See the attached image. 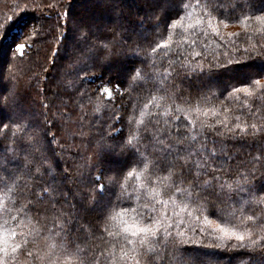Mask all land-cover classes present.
<instances>
[{"label": "trees", "instance_id": "trees-1", "mask_svg": "<svg viewBox=\"0 0 264 264\" xmlns=\"http://www.w3.org/2000/svg\"><path fill=\"white\" fill-rule=\"evenodd\" d=\"M140 1L0 0V96L14 99V102L0 105L3 109L0 111V121L9 125L7 130L0 128V206H11L13 200L17 207L27 208L30 203L34 205L28 214L32 217L39 216L38 226L44 229L33 245V251L38 256L47 251L46 229L57 221H64V227L70 233L68 239L79 243L86 250L105 249V240L109 239L101 235V228L105 225L101 218L105 206L110 200L116 207L133 206L134 203L117 199L118 190L117 195H114L113 186L108 185L110 173L107 169L122 167L128 163L124 157H119V164L103 166L105 175L100 183H105L106 188L100 203L101 194L93 191L94 178L102 170L96 155L97 145L102 137L107 144H113L129 133L132 126L127 120L134 111L133 105H136L135 111L138 114L143 103L155 93V82L151 79L138 82L127 91H124L127 86L121 85L123 95L114 92V99L106 101L97 95V89L112 75L108 71L111 64L105 62L101 50L100 62L93 67L92 62L81 55L84 50L101 43L114 45L112 61L117 67L135 66L141 68L148 77L157 71L162 73L169 67V61H174L176 56L182 54V59L173 65L175 71L165 82V88L172 97L168 103H172L173 107L175 104L194 106L197 103L202 107H216L231 118L230 123L236 122L235 117L239 116L240 123H255L264 129V95L255 93L246 96L243 92L229 94L232 88L242 86L241 82L246 75L252 79L264 76V21L255 19L264 14V0H199L201 7L206 3L215 6L214 15L227 20V27L223 24L219 26L220 35L213 34L210 29L186 33L184 35L188 43L181 38L182 30L178 28L173 40L179 41V44H173V50L167 57L164 51H158L153 57L150 47L167 37L165 24L169 17H175L178 11L177 0ZM185 3L190 5L194 20L201 11L200 7H196L197 0H185ZM77 7L87 13L77 11ZM132 7L137 13L132 11ZM245 16L250 19L245 20ZM8 17H12V20L8 21ZM81 18H86L92 25L87 40L77 31V21ZM4 25L8 27L5 28ZM33 29L38 35L34 39H28L27 34ZM192 40L196 41L195 45L190 43ZM14 41L31 46L26 47L20 56L13 50ZM193 51L201 52L202 57L192 59ZM217 56L221 63L231 59L233 64L228 70L220 69L216 72L210 91L203 88L209 82L208 75L188 73L180 67L184 62L183 57H187L192 64L199 60L207 70L209 62L214 63ZM85 62L88 67L81 71ZM77 90L83 93L85 105L83 136L75 122L79 112L76 105L81 102ZM201 96L208 98L207 104L198 99ZM89 97L91 103L88 102ZM245 100L247 104L244 103ZM61 101L67 103V110L72 112L73 120L67 123L61 121L60 130L57 131L56 127L48 125L46 121L54 119L56 105H60ZM45 102L49 103L47 109L43 107ZM97 103L102 106L99 113L94 112ZM224 109H228L227 113L223 112ZM116 114L121 118L119 121L114 118ZM157 119H160V125L153 124L152 127L163 125V118ZM17 121L28 126L26 135L34 136L38 141L35 147L39 148L40 158L46 159L54 170L51 175H45L43 181L51 184L54 178V187L57 189L55 196L43 195L42 199L37 197L29 201V193L23 189L20 181L13 186L12 180L17 176H21L22 180L26 179L25 162L33 154V147L22 146L18 139L25 134L13 135V122ZM179 123H185L183 118ZM119 129L123 131L116 140H110L108 134ZM52 133H55V138ZM208 135L212 136L211 133ZM225 143L228 155L223 162L225 172L221 174L222 179L243 181L244 176H248L257 187L264 186V132L253 135L249 128L248 133L240 137L226 135ZM141 151H145L144 143L141 144ZM146 154L149 158L155 155L150 147ZM258 155L260 160L255 159ZM253 170L254 179L251 176ZM133 187H139L134 178L128 182V191L131 192ZM36 191L39 192L40 189ZM246 198L247 194H237L234 197L238 216L241 214V202ZM37 200L41 202L37 203ZM53 201L55 208L51 206ZM37 209L40 210L39 214ZM173 211L172 206L167 208L169 214ZM175 211L178 212L179 208ZM243 214L255 216L257 222H250L253 238L264 236V223L259 222L264 217V205L249 204L244 207ZM11 215H16L15 211ZM21 215L24 213L21 212ZM5 219L7 217L0 213V228L4 227ZM186 223L190 227H199L194 219L187 220ZM9 226H14L10 220ZM29 239L32 237L29 236ZM204 242L210 243V238L204 237ZM185 255L190 256L194 264H264V252L254 248L192 245L187 247ZM9 264H12L11 259ZM18 264L38 262L20 256Z\"/></svg>", "mask_w": 264, "mask_h": 264}, {"label": "snow or ice", "instance_id": "snow-or-ice-1", "mask_svg": "<svg viewBox=\"0 0 264 264\" xmlns=\"http://www.w3.org/2000/svg\"><path fill=\"white\" fill-rule=\"evenodd\" d=\"M196 7H200L201 11L193 20L190 5L185 3V0H177L178 11L175 17H169L165 24L167 37L161 38L150 47V54L153 57L158 51H164L167 57L173 50V44H179V41L173 40L175 30L178 28L182 30L181 38L188 43L184 35L186 33L205 32L210 29L213 34L220 35L219 26L223 24L227 27V20L214 15L215 6L206 3L201 7L197 0ZM7 19L11 21L12 17ZM244 19L250 17L245 16ZM255 19L264 21V14L256 16ZM4 27L7 28L8 25ZM91 29L92 25L86 18L77 21V31L83 39L87 40ZM36 35L38 33L33 29L27 34V38L34 39ZM190 43L195 45L196 41L192 40ZM13 44V50L20 56L23 55L26 47L31 46L17 41ZM101 50L105 62L111 64L108 71L112 73L107 82L97 89V95L104 100L112 101L114 92L123 95L121 85H126L124 91H127L138 82H147L149 79L155 82V93L143 103L138 114L135 111L136 105H133L134 111L127 120L132 126L129 133L121 137L118 143L113 144H107L102 137L97 145L96 155L102 170L94 178V193L102 195L106 188L105 183H100L105 175L103 166L119 164V157H124L129 161L128 163L122 167L107 169L110 173L108 185L113 186L114 195H117L118 190L117 199L132 201L133 206L116 207L111 200L105 206L101 217L105 221L101 235L109 238L105 240L107 245L105 249L86 250L79 243L68 239L70 233L66 231L64 221H57L51 228L46 229L47 251L38 256L33 251V245L35 239L44 232V229L38 226L39 216L32 217L28 214L34 207L31 203L27 208L17 207L16 201L13 200L11 206L7 204L0 206V213L7 217L4 220V227L0 228V264H9V259L12 264H18L20 256L38 264H194L193 259L185 255L187 247L192 245L213 248H254L264 252V236L253 238L254 232L250 222H257L255 216L243 214L244 207L249 204L264 205V186L257 187L248 176H244L243 181L221 177L225 172L223 162L228 155L226 135L240 137L242 134H247L249 128L252 134L256 135L264 132V129L255 123L251 125L240 123L239 116L235 117L236 122L230 123L231 118L216 107H202L199 103L194 106L175 104L173 107L172 103H168L167 101L172 97L165 88V82L175 71L173 65L182 59V54L176 56L174 61H169V67L162 73L157 71L148 77L143 74L141 68L135 66L117 67L112 61L114 45L110 46L109 43L93 45L81 55L90 60L95 67L100 62ZM191 56L195 59L202 57V53L193 51ZM183 59L184 62L180 67L186 72L208 75L209 82L204 84L203 88L209 91L213 87L212 78L216 72L220 69L228 70L233 64L231 59L221 63L217 56L214 63L209 62L206 70L199 60L192 64L187 57ZM87 67L88 64L85 62L81 71ZM241 84L239 88H232L229 94L243 92L246 96L255 93L264 95V76L252 79L246 75ZM77 95L81 97V102L76 105L79 112L75 122L81 129L80 135L83 136L86 123L85 105L83 93L77 90ZM198 99H202L205 104L208 103L206 96ZM9 102H14V99L10 96H0V105ZM88 102L91 103V97L88 98ZM244 103L247 104V100ZM43 107L47 109L49 103L45 102ZM101 107L97 103L94 112L99 113ZM56 109L53 113L54 119H49L46 123L59 131L61 121L65 123L72 121L73 114L67 110L68 105L64 101L56 105ZM2 110L0 107V111ZM227 111L228 109L223 110L224 113ZM57 117L59 119H56ZM157 117L163 118V125L152 127L153 124L160 125V119ZM114 118L117 121L121 119L119 114ZM181 118L185 121L183 125L179 123ZM8 127L9 125L0 121V128L7 130ZM13 127L14 136L18 133L25 134L18 137L22 146L33 147L31 159L25 162L26 179L22 180L21 176H17L12 180L13 186L20 181L23 189L29 193V201L37 197L42 199L43 195L55 196L57 189L54 187V178L51 184L43 181V177L51 175L54 170L46 159L40 158L39 148L35 147L38 141L33 135H26L28 127L26 124L17 121L13 122ZM122 131L123 129H119L109 133L108 138L115 141ZM208 133L212 136L210 137ZM52 135L55 138V133ZM142 143L145 151H141ZM149 147L155 154L152 158L146 154ZM260 158L258 155L255 159L260 160ZM251 176L255 178V170L252 171ZM133 178L139 187H133L129 192L128 182ZM237 194H247V198L241 202L239 216L238 209L234 206V197ZM39 202L41 200H37V203ZM51 206L55 208V201ZM169 206L174 209L172 214L167 212ZM176 208H179L178 212L175 211ZM13 211L16 215H11ZM21 212L24 213L23 216ZM37 213H40L39 209ZM191 219H194L199 227L188 226L186 221ZM9 220L14 226H9ZM259 222L264 223V217H261ZM29 236L32 237L31 240ZM194 236L197 238L194 239ZM204 237L210 238L211 242L205 244Z\"/></svg>", "mask_w": 264, "mask_h": 264}, {"label": "rangeland", "instance_id": "rangeland-1", "mask_svg": "<svg viewBox=\"0 0 264 264\" xmlns=\"http://www.w3.org/2000/svg\"><path fill=\"white\" fill-rule=\"evenodd\" d=\"M140 2H145V0H141ZM76 9H77V11H79V12H81V11L83 12V11H84V12L87 13L86 10H83V9H81V8H79V7H77ZM131 9H132V11H133L134 13H137V10H136L134 7H132ZM0 89H2V86H0ZM7 117H8V115H7ZM104 196H105V195H101L102 198H100V203H101V201H103V197H104Z\"/></svg>", "mask_w": 264, "mask_h": 264}]
</instances>
